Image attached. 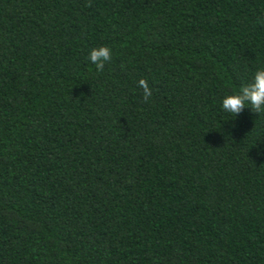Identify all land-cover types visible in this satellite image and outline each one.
I'll use <instances>...</instances> for the list:
<instances>
[{
	"label": "trees",
	"instance_id": "trees-1",
	"mask_svg": "<svg viewBox=\"0 0 264 264\" xmlns=\"http://www.w3.org/2000/svg\"><path fill=\"white\" fill-rule=\"evenodd\" d=\"M260 68L264 0H0V264H264Z\"/></svg>",
	"mask_w": 264,
	"mask_h": 264
},
{
	"label": "clouds",
	"instance_id": "clouds-1",
	"mask_svg": "<svg viewBox=\"0 0 264 264\" xmlns=\"http://www.w3.org/2000/svg\"><path fill=\"white\" fill-rule=\"evenodd\" d=\"M111 56L110 47L99 46L89 51L87 60L101 70L105 63L110 61ZM139 84L144 89V98L147 100L151 90L145 81L141 80ZM220 107L224 113L235 117H238L245 109L254 115L264 113V68L256 70L251 81L242 85L239 90L223 96Z\"/></svg>",
	"mask_w": 264,
	"mask_h": 264
}]
</instances>
